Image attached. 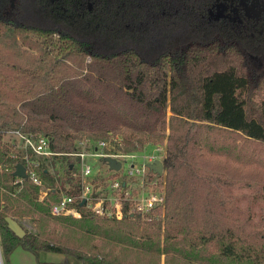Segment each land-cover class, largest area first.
<instances>
[{
  "label": "trees",
  "instance_id": "trees-1",
  "mask_svg": "<svg viewBox=\"0 0 264 264\" xmlns=\"http://www.w3.org/2000/svg\"><path fill=\"white\" fill-rule=\"evenodd\" d=\"M0 25L42 49L40 64L34 68L0 60V99L24 103L46 117L23 121L14 106L0 103L3 264H8L9 254L18 246L32 254L61 253L79 264H147L146 258L120 256L113 247L101 251L97 245H71L51 235L45 216L50 215L49 203L56 195L50 190L37 201L38 187L27 177L14 193L15 164L25 166L26 161L21 150L15 149L13 155L15 141L3 130L47 136L57 152L74 150L77 138L67 130L70 126L86 125L100 138L109 134L98 112L77 107L66 97L61 64L81 55L89 56L102 70L111 69L130 98L149 113L170 112L164 126L170 133L163 158V219L142 230L127 224L132 219H105L112 223L107 230L125 246L149 248L157 257L163 254V264H182L179 259L187 264H264L262 223L252 220L222 185L197 168L207 164L203 148L224 152L208 145L205 128L241 133L264 144V101L260 106L252 101L257 86L254 70L260 69L257 64L264 67V0H0ZM122 141L127 149L137 146L123 135L113 141L115 145L110 140V150H119ZM136 141L143 144L142 139ZM225 153L231 154L232 149ZM65 158L63 170L69 173L73 159ZM35 160L37 175L52 188L55 180L48 160ZM198 207L205 215L196 214ZM7 216L31 220L36 233L17 237L7 227ZM57 218L89 230L93 215L86 211L78 219ZM123 223L129 226L120 227Z\"/></svg>",
  "mask_w": 264,
  "mask_h": 264
},
{
  "label": "rangeland",
  "instance_id": "rangeland-1",
  "mask_svg": "<svg viewBox=\"0 0 264 264\" xmlns=\"http://www.w3.org/2000/svg\"><path fill=\"white\" fill-rule=\"evenodd\" d=\"M41 54L42 49L36 43H31L26 38H20L18 35L14 36L8 27L0 25V60L5 64L13 63L21 68H34L40 64ZM257 65L260 69L257 68L258 71L254 70L255 76H257L255 80L257 86L253 88L252 101L256 106H260L264 101V67ZM61 69H63L64 80H66L65 92L67 99L77 107L98 112L109 129V136L100 138L101 134L93 132L86 125L70 126L67 130L74 133L76 140L108 138L107 140L109 142L111 140L112 146L115 145V142H113L115 139L127 135L134 140L137 146L127 149L122 141L119 152L148 154L159 147L163 148V150L158 151L160 161H163L166 137L170 133L168 126L164 127L169 122L170 112L167 109L165 113H149L143 104L130 98L128 90L120 85V81L116 79L111 69L102 70L89 56L81 55L66 58L61 64ZM0 103L10 107L14 106L18 112L23 114V121L26 118H46L42 113H37L32 107L21 102L0 99ZM203 131L208 138V145L222 148L224 152L216 151L217 149L211 151L203 148L201 153L207 164L204 166L197 165V168L202 174H208L209 177L214 179L215 183L222 185L232 199L236 201L238 207L242 210H248L252 220L256 223H262L263 226L259 229H264V144L252 141L241 133L230 132L217 127L205 128ZM111 134L112 137H110ZM138 139L143 140L141 146L137 144L136 140ZM228 149H232L231 154L225 153ZM108 150L110 149L106 148V151ZM112 151L114 152V150ZM65 157L51 158L47 161L49 162L47 165L48 171L55 180L54 186L49 188L56 196L58 189L65 188L66 177H72L73 181V176L77 173L74 159L70 172L66 173L63 170ZM87 162L92 167L97 165L99 177L102 173H105L104 169L107 166L105 162H93L91 160ZM97 181L100 182V180ZM41 183L44 188L48 187V184L44 181L41 180ZM39 189L40 187H38V191ZM19 190L20 188L15 187L14 193ZM196 214L198 216L205 215L201 207L197 208ZM163 215L164 211L161 210L148 217L135 215L139 219H135V216L128 217L132 220H128L127 224L138 225L142 230L143 228H149L156 221L162 220ZM212 216L216 220L219 218L217 213H212ZM45 219L47 231L57 238L66 240L71 245L83 244L87 247L97 245L101 251H107L110 247H113L115 253H119L120 256L122 254L126 255V258H146L147 264L164 263L165 256L163 254L157 257V255L150 254L149 248L144 250L133 245L125 246L114 236L111 230H107L112 224L109 222L110 220L93 216L90 222L92 226H87L91 229L88 230L69 219H60L51 215L45 216ZM223 221L220 219V222ZM16 222L23 232L36 233L35 223H32L31 220L23 218ZM231 225H234L233 221H231ZM119 226L124 228L129 225L123 223ZM112 238L115 240H112ZM67 258L75 260L71 256H67ZM39 259H46L43 252L39 253ZM179 262L182 264L188 263L185 259H179ZM209 264L221 263L212 261Z\"/></svg>",
  "mask_w": 264,
  "mask_h": 264
},
{
  "label": "built area",
  "instance_id": "built-area-1",
  "mask_svg": "<svg viewBox=\"0 0 264 264\" xmlns=\"http://www.w3.org/2000/svg\"><path fill=\"white\" fill-rule=\"evenodd\" d=\"M6 137L14 140L15 149L21 150V156L25 159V178L40 187L37 200L41 201L49 187L44 188L35 168L38 162L35 159L48 160L54 157L66 156L75 160L77 173L73 181H65V188L58 189L54 201L49 203V214L54 217L80 218L84 212H90L93 216L122 220L128 217L152 216L163 210L165 186L162 174L150 169L149 164L160 160L158 151L163 148L156 147L151 153L119 152L108 150V140L78 139L75 148L71 152L53 151L49 145V137L23 133L19 130H3ZM112 137V135L110 136ZM31 158V157H33ZM103 157H111L121 163L118 170L105 167V173L99 177L97 165L94 167L88 163L101 162ZM164 158V153H163ZM72 167V166H71ZM12 181L19 189L21 177L14 176ZM72 178V177H71ZM100 178V179H99ZM97 180H100L98 182Z\"/></svg>",
  "mask_w": 264,
  "mask_h": 264
},
{
  "label": "crops",
  "instance_id": "crops-1",
  "mask_svg": "<svg viewBox=\"0 0 264 264\" xmlns=\"http://www.w3.org/2000/svg\"><path fill=\"white\" fill-rule=\"evenodd\" d=\"M39 253L32 254L18 246L9 254L8 264H79L78 261L69 259L64 254L53 252H43L46 259L40 260ZM1 264H3L2 260Z\"/></svg>",
  "mask_w": 264,
  "mask_h": 264
},
{
  "label": "water",
  "instance_id": "water-1",
  "mask_svg": "<svg viewBox=\"0 0 264 264\" xmlns=\"http://www.w3.org/2000/svg\"><path fill=\"white\" fill-rule=\"evenodd\" d=\"M247 13L248 10H246ZM105 162L108 167L112 170H118L120 168L121 163L119 161H117L114 158L111 157H103L101 159V162ZM150 167V169L158 174H162L163 173V161L160 160H155L153 163L148 165ZM13 176H17V177H21V178H25V173H24V167L22 164L17 163L15 164L14 167V171H13ZM5 222L7 224V227L10 231H12L14 233V235H16L17 237H22V235L24 234L22 228L20 227V225L13 220L10 217H5ZM0 264H1V259H0Z\"/></svg>",
  "mask_w": 264,
  "mask_h": 264
},
{
  "label": "flooded vegetation",
  "instance_id": "flooded-vegetation-1",
  "mask_svg": "<svg viewBox=\"0 0 264 264\" xmlns=\"http://www.w3.org/2000/svg\"><path fill=\"white\" fill-rule=\"evenodd\" d=\"M244 5V7L246 8V10H248V12L250 11L249 8H247V5L245 3H242Z\"/></svg>",
  "mask_w": 264,
  "mask_h": 264
}]
</instances>
